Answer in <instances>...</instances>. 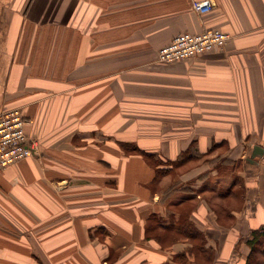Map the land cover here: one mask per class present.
Returning <instances> with one entry per match:
<instances>
[{
	"label": "crops",
	"instance_id": "0c3cea01",
	"mask_svg": "<svg viewBox=\"0 0 264 264\" xmlns=\"http://www.w3.org/2000/svg\"><path fill=\"white\" fill-rule=\"evenodd\" d=\"M212 1L201 14L192 0H0V111L19 107L36 146L0 168V264H205L186 240L165 243L171 223L146 229L189 201L207 264H245L264 225V149L247 159L264 148V0ZM209 28L230 34L223 49L158 61L177 34ZM122 141L203 155L153 182ZM222 176L242 206L217 214L199 192L181 198Z\"/></svg>",
	"mask_w": 264,
	"mask_h": 264
},
{
	"label": "trees",
	"instance_id": "16d2710c",
	"mask_svg": "<svg viewBox=\"0 0 264 264\" xmlns=\"http://www.w3.org/2000/svg\"><path fill=\"white\" fill-rule=\"evenodd\" d=\"M228 42L229 40L227 41V43ZM227 43L225 44V46L227 45ZM121 146L123 148V151H125L126 154H133V153L139 154L149 163L151 167L154 168L156 173L154 177L155 181L153 182H156L157 178H159L161 175L171 173L174 170L178 171L179 169L183 168L184 166L192 162V160L199 159L203 155L202 152L198 151L195 148L194 143L193 144L191 143L188 149L182 151L180 155L178 156V158L175 160H169V158L168 160L163 159L157 153L144 150L143 148H140L139 146L135 145L133 142L122 141ZM213 148L214 146H212L211 150H209L208 153L212 152ZM255 157L252 159V156L250 153L247 159L250 162H254L256 161ZM220 163L221 164L225 163V161L223 160ZM113 184H115V182H113ZM201 192H204V190H201ZM239 193L240 192L234 191L232 188H228L226 191H223L222 189L219 192H217L216 190L214 193H212L213 195L211 196L212 199H208L206 200V202L209 204L210 209H212L215 213L217 210V214H218L219 209L215 206L213 199H215V201L218 200L220 204L222 205H225V204L224 202H221V201H225L226 205H231L233 200L238 202V199H235V198L236 197L239 198L238 196ZM243 193L244 192H242L241 194ZM193 206L194 205H191L192 209H193ZM190 212L184 213V215L188 216ZM173 215H174L172 218L173 223L168 224L166 227H163L164 230L167 231V233H165L164 238L167 240L170 237L173 241L179 238L180 240H186L187 242L191 243L193 246H194L193 242L197 241L199 242V244H201L200 245L201 248L199 249V251H203V253L206 254V256L203 257L205 264L209 263L210 261H213V256L209 255L210 246L205 248V244L207 243V241L204 239V232L198 229L195 222L191 221L187 216H184L183 211H181V209L179 210L177 209V211H174ZM227 217H230V220L233 219V215H231L230 210H228ZM158 220H160V218L157 217L156 215L154 214L150 215V217L147 220V226H146L147 232H149L150 229L153 228L152 226H154L156 223L160 224ZM229 224H230V221L223 223V225L225 226ZM249 235L250 236H248L246 239V244L249 247V251L245 258V264H264V225H261L257 228L252 229ZM176 236H180V237H176ZM147 237L150 238L149 235ZM187 239H189V241ZM159 242L162 243L160 239H159ZM191 251L192 253H195L194 249H191ZM183 256L185 255L183 254ZM176 259H178V256L173 257L174 261H176ZM203 259L198 258L196 256L195 260L198 263L200 261H203ZM181 260H184V258H181ZM167 264H170V263H167Z\"/></svg>",
	"mask_w": 264,
	"mask_h": 264
},
{
	"label": "built area",
	"instance_id": "2783aa9c",
	"mask_svg": "<svg viewBox=\"0 0 264 264\" xmlns=\"http://www.w3.org/2000/svg\"><path fill=\"white\" fill-rule=\"evenodd\" d=\"M192 7L203 14L213 10L214 2L192 0ZM229 38V33L218 28H209L200 33L182 32L159 50L158 61L175 62L220 50ZM20 110L13 107L0 111V168L36 153L35 143L26 132L27 120Z\"/></svg>",
	"mask_w": 264,
	"mask_h": 264
},
{
	"label": "rangeland",
	"instance_id": "374dc122",
	"mask_svg": "<svg viewBox=\"0 0 264 264\" xmlns=\"http://www.w3.org/2000/svg\"><path fill=\"white\" fill-rule=\"evenodd\" d=\"M225 149H226V147H225ZM222 147H221V149H219V152L221 151L222 152ZM198 162V160L196 159V160H192V162H190L189 164H187L186 166H184L183 168H186L187 166H190V167H193L194 165L193 164H196ZM183 168H181V169H183ZM181 169H179V170H181ZM178 172L179 171H177V170H174L173 171V174H177L178 175ZM203 179V182L204 183H202V181H200V180H198V179H195L194 180V182H190L192 185H190L188 188L189 189H191V191H189V190H187V191H189L190 193H189V197H186V196H188V195H185V197H181L182 199L184 198L185 200H187L188 198L190 199V198H192L193 196H195V194H197V192H199V193H201V195H202V197H203V201H206V200H208V199H212V197L211 196H213L212 195V193H210V192H207V190L206 189H212V188H214L215 189V186H216V190H217V192H219V191H221L222 189H224V185H226V183L228 182V177H224V176H222L221 177V180H220V182L218 181V180H216V179H214L215 180V182L216 183H212L211 182V180H212V178L211 177H205V178H202ZM206 184V185H205ZM217 184H219V185H217ZM112 185H114V184H112ZM201 190H204V192H201ZM195 192V193H194ZM242 193V190L240 191V193H239V198H237L238 199V202L237 201H235V200H233V202L235 203V204H238V206L237 207H239V205L240 206H242L241 205V202H242V199H241V196L240 195H242L241 194ZM183 194H185V193H183ZM179 197V196H178ZM214 201H215V199H213ZM218 201V200H217ZM196 202L197 201H194V202H190L189 201V203L188 204H185V205H183V208L181 209V211H183V215H184V213H187V212H190L191 210H192V207H191V205H193V204H196ZM221 202H225V201H221ZM217 207H221L222 206V204H220V202L218 201V203L217 204H215ZM174 210V208H172L171 209V211H173ZM184 216H187V215H184ZM159 218H160V220H158L159 222H160V224H163V223H165V222H169V223H173V219L171 218V215L169 214V216H168V218H166V217H161V216H159ZM161 231H163V230H161L160 229V227L158 228V232L160 233ZM176 237H180V236H176ZM170 239V237L165 241V243H167V244H169L171 241L169 240ZM169 240V241H168ZM194 243V247H193V249L196 251L197 250V252H199V249L201 248L200 247V245L201 244H199V242H197V241H194L193 242ZM188 247H190V246H188Z\"/></svg>",
	"mask_w": 264,
	"mask_h": 264
},
{
	"label": "water",
	"instance_id": "95a60500",
	"mask_svg": "<svg viewBox=\"0 0 264 264\" xmlns=\"http://www.w3.org/2000/svg\"><path fill=\"white\" fill-rule=\"evenodd\" d=\"M263 150L264 148L260 146L259 144L254 146V151L251 153L252 159L257 155L258 150Z\"/></svg>",
	"mask_w": 264,
	"mask_h": 264
}]
</instances>
